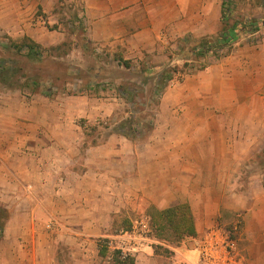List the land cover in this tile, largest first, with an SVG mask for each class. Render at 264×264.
<instances>
[{"label":"crops","instance_id":"1","mask_svg":"<svg viewBox=\"0 0 264 264\" xmlns=\"http://www.w3.org/2000/svg\"><path fill=\"white\" fill-rule=\"evenodd\" d=\"M60 1L0 0V44L28 39L46 51L63 42ZM78 2L88 40L125 59L155 51L164 31L206 37L221 26V0ZM54 24L58 30L49 29ZM237 43L164 90V118L152 119L141 140L113 131L90 142L87 125L113 119L118 108L116 99H96L94 86L84 97L0 90V208L9 213L0 264H57L58 245L68 264H113L111 246L99 255L101 243L114 242L112 230L129 214L181 204L191 208L196 236L167 245L173 264H194L212 229L233 244L237 264H264V174L248 171L264 150V35L254 46ZM48 218L49 233L41 223ZM232 218L228 232L220 224ZM154 243V236L136 242L134 264H155Z\"/></svg>","mask_w":264,"mask_h":264},{"label":"rangeland","instance_id":"2","mask_svg":"<svg viewBox=\"0 0 264 264\" xmlns=\"http://www.w3.org/2000/svg\"><path fill=\"white\" fill-rule=\"evenodd\" d=\"M76 1L78 0H61V5L59 3L55 10L56 16L63 19V22H59L60 30L65 32L63 42L51 46L52 48L44 51L42 57L36 61H30L23 55L15 54L12 50H6L4 49L5 46L0 44V62L4 61L8 68H15L17 71L18 76L9 78V83L16 80L17 83L22 84L25 79L38 82L39 87L34 94L47 91L50 92V96L55 97L63 95L84 97L88 94L89 87L94 86L95 90L92 94L95 95L96 99L106 103L116 99L118 108L113 119L100 118L99 124L87 125L86 132H88V136H91L88 138L90 142L92 140L94 143L99 141L95 140L96 134L103 140L106 134L116 132L124 122L140 121L150 125L149 123H153L152 119L164 118L158 108L161 97L158 103L157 99L149 98V91L162 71L166 69L175 70L173 80L167 86L173 88L183 82L185 78L201 72L197 70L201 65L210 64L212 66L221 60L208 57L196 61L190 51L205 36L199 37L187 33L178 37L169 30L162 33L158 47L151 53L130 54L125 59L123 54L113 52L110 48L98 49L86 36L88 20L84 15V7L79 3L81 1L78 2L81 5L79 8L75 7ZM235 3L233 19L244 20L264 17L263 0H235ZM50 28L51 30H58V25H51ZM216 32L214 31L211 35ZM262 35H264V27L258 34L242 36L237 44L239 46H254ZM120 58L123 61H129L131 68L126 69L119 60ZM20 69L26 78L22 79L21 77L20 79ZM142 69H151V71L147 70L151 73L150 76L146 75L148 72L145 75L140 74ZM6 82L0 80V90L8 88V82ZM122 88H129L131 92H134L132 102L126 101L123 97ZM27 90L30 91V89ZM142 128L144 129L143 132H146L145 127L142 126ZM119 130L123 129L120 128ZM252 161L253 164L248 166V171L264 174V150ZM128 217L127 224H121L120 227L112 230L114 235H117L121 230H131L141 218H148L142 214H129ZM221 222L220 225L224 230L233 232L234 218ZM41 223L48 233L51 231L48 229V225L52 224L53 226L54 224L53 220L49 218ZM129 225L130 227L126 228ZM152 236H154L153 229ZM159 243L152 244L158 255L155 257V264H173L174 253L167 249V245L174 247L176 243L164 241H159ZM66 249L64 246H57L55 252L57 264H68V250ZM113 251L116 250L112 248Z\"/></svg>","mask_w":264,"mask_h":264},{"label":"trees","instance_id":"3","mask_svg":"<svg viewBox=\"0 0 264 264\" xmlns=\"http://www.w3.org/2000/svg\"><path fill=\"white\" fill-rule=\"evenodd\" d=\"M264 2V0H263ZM235 0H221V11H220V28L216 34L212 36H206L200 39L196 46L192 47L190 53L195 58L196 61L207 59L208 57H213L215 60L222 59L227 57L231 51L233 50L234 45L241 39L244 35L253 36L258 34L262 28L264 27V17H260L259 19H233V10L235 7ZM261 39V37H260ZM258 39V41L260 40ZM14 49L15 54L23 55L30 61L39 60L43 52L45 51L40 45L31 42L28 39H24L21 44L14 45L11 44V47ZM5 47L4 49H9ZM122 62V65L126 69H130L129 61H123V59H119ZM210 64L201 65L199 71L205 70ZM142 69L140 70V74H146L151 69ZM20 79L23 76L22 70L20 69ZM173 73L175 70H164L156 79V82L153 83L151 90L149 91V98L157 99V103L159 98L161 97L164 90L167 88L168 84L173 80ZM150 72L146 74L148 77L150 76ZM18 76L15 68H8L4 61L0 62V80L5 82L9 80V78H14ZM6 82V83H7ZM20 82V81H19ZM10 88H19V89H30L32 93H35V90L38 89L39 83L34 80L28 81L25 79L23 83L15 82L7 83ZM90 88V87H89ZM135 90V89H134ZM122 95L129 102H132L134 97V92H131L129 88H122ZM41 94H45L50 96V92H41ZM145 124L142 122L130 121L124 122L121 124L120 128L123 130L116 131V134L124 136L130 140H139L141 138H145V136L152 129V123ZM127 126V127H125ZM142 126L145 127L146 132H143ZM148 127V128H147ZM147 128V129H146ZM146 216L149 219V223L151 228L154 231V238L158 241H166V242H175L179 243L180 241L196 236L195 224H194V216L192 214L191 208L188 204H181L171 208H167L165 210L159 211L154 208H150L147 211ZM9 219V213L6 209L0 208V239L3 235L4 227ZM130 225L126 228H129ZM233 236L230 235V238ZM108 241L104 243L107 244ZM101 243L99 255L106 256L108 253L107 245ZM156 253V251L154 250ZM113 264H134L133 257L121 259L118 251L111 252Z\"/></svg>","mask_w":264,"mask_h":264},{"label":"built area","instance_id":"4","mask_svg":"<svg viewBox=\"0 0 264 264\" xmlns=\"http://www.w3.org/2000/svg\"><path fill=\"white\" fill-rule=\"evenodd\" d=\"M115 236L114 242H107V246L118 251L121 259L132 258L136 242L144 240L147 242L152 236V228L149 220L143 217L131 230H121ZM194 264H237L233 244L223 231L212 229L199 240L197 260Z\"/></svg>","mask_w":264,"mask_h":264}]
</instances>
